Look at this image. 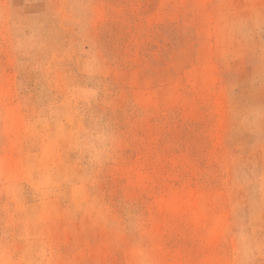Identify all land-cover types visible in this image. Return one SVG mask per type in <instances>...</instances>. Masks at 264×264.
<instances>
[{
	"label": "rangeland",
	"instance_id": "374dc122",
	"mask_svg": "<svg viewBox=\"0 0 264 264\" xmlns=\"http://www.w3.org/2000/svg\"><path fill=\"white\" fill-rule=\"evenodd\" d=\"M0 264H264V0H0Z\"/></svg>",
	"mask_w": 264,
	"mask_h": 264
}]
</instances>
